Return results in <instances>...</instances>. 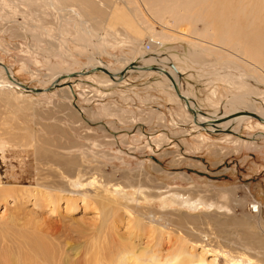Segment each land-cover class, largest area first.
<instances>
[{
	"label": "rangeland",
	"instance_id": "obj_1",
	"mask_svg": "<svg viewBox=\"0 0 264 264\" xmlns=\"http://www.w3.org/2000/svg\"><path fill=\"white\" fill-rule=\"evenodd\" d=\"M63 1L62 6L69 9L70 4ZM92 1H96V15L113 23V37L101 29L105 35L101 41L81 39L76 32L79 26L60 19L56 6L31 18L8 13L0 0V84L9 80L5 69L11 68L26 91L40 92L0 86V124L8 119L19 129L17 136L31 145L33 155L36 147L50 158L59 156L56 162L37 157L31 161L32 167L37 163L38 185L22 184L19 179L16 184L1 185L0 259L7 258L2 259L7 245L12 253L9 261L24 259L21 264H264L261 120L247 118L240 129L234 124L238 132L215 131L177 99V91L168 88L157 72L143 76L134 72L121 84L104 88L86 79L87 74L55 88L50 83L55 71H79L90 58L116 69L121 67L118 58L159 53L171 65L184 69L182 80L203 112L217 115L225 102L244 96L262 108L263 23L259 21L254 34L245 27L238 31L244 33L241 40L248 50L258 48L263 53L258 61L243 54L251 66L258 67L255 73L251 66L222 58L220 53L199 63L196 57L201 51L182 39H170L157 47L148 23L158 31L161 25L173 27L171 18L158 20L148 8L143 18L136 17L130 11L133 5L119 0ZM216 1L208 3L209 19L218 11ZM258 3L248 9L261 17L264 4ZM223 18L227 17L220 15L213 25L221 35L229 27ZM177 20L179 30L191 34L194 28L199 38L205 29L202 22ZM242 25L246 23L238 24ZM209 42L223 46L225 52L240 53L218 38ZM146 44L151 45L149 51L143 47ZM92 74L108 77L102 71ZM234 81L247 89H240ZM124 86L128 87L125 91L120 89ZM63 88L70 89V99L63 95ZM103 103L114 110L124 109L126 114L122 118L99 114L93 120L89 114L101 112ZM7 167L10 172L1 174L0 170V181L8 182L5 177L16 173L15 167ZM82 168L83 181L70 180ZM27 177L29 181L33 176ZM254 204H260L259 213L252 209ZM150 213L162 214L166 220L152 221ZM169 223L181 227L182 239L168 230ZM202 241L209 247L199 246ZM244 243L252 252L243 248Z\"/></svg>",
	"mask_w": 264,
	"mask_h": 264
},
{
	"label": "bare ground",
	"instance_id": "obj_2",
	"mask_svg": "<svg viewBox=\"0 0 264 264\" xmlns=\"http://www.w3.org/2000/svg\"><path fill=\"white\" fill-rule=\"evenodd\" d=\"M119 1L127 5L132 4L133 7H130L131 8L130 11L136 17H139V16L144 17L143 10L148 8L147 11L149 10L152 11L153 15L157 17L158 20L160 19L162 21L163 19L166 20L167 18L172 19V21L174 22L173 27L170 28L165 25H161L162 29L158 31L156 30V28L153 27L152 23L150 22L148 23L147 30H149L150 32L151 41L152 43L157 45V47H159L164 42H167L170 39L171 40L172 39L185 40L191 43L195 48L201 51V54L196 57L199 63H205L208 61L209 56L220 53L219 55H221L222 58L224 57L232 58L233 60L239 62L240 64L250 67L252 63L250 64L247 58L255 59L258 61L260 60V58L263 57L262 56L263 53L259 51L258 48H251V50H248L246 43L245 44L242 43V40H241V36H243L244 33L238 32L241 29H243V27H245L250 30L251 34H254L257 30V24L259 23V21H261L264 25V15H262L261 17L260 16L258 17L254 13L253 9H250V10L248 9V8L255 7L254 4L258 2L260 4H264L263 1L261 2V1L254 0L256 2L255 3L252 0H249L248 2L246 0H237L236 2H233L230 0H224V1L215 0L216 1L215 8L218 11L215 14L214 19H209V16L206 15V12L209 6L208 3L210 0L207 2V4H205L206 0H119ZM95 2L96 1H92V0H67V3L70 4V8L67 9L64 5L62 6V0H2V3L3 5L6 6V11L8 13H13L14 15L15 13H22L23 16L25 17L31 16V18H37V16L40 13H42L44 9H46L45 11L47 12L48 11L47 9L52 8V7L55 9L57 7L59 9L57 8L56 9L58 10L59 15H61L60 19L73 23V25L75 24L79 26L76 32H78V36L81 39H85V40L94 39L95 41H99V40L101 41L102 39L105 38V35H103V33L106 34L107 32L108 36L110 37L114 36L112 34V31L114 30L113 29L114 25H112L113 23H110L107 19L96 15V12L93 11V6L96 4ZM21 6H23L22 9H21ZM194 10H196V12L191 14V11H194ZM220 15L224 17L226 16L228 18V19L223 18L222 22H226L225 25L228 24L229 26L228 29L225 30L222 35L217 33L213 27V25L215 24V21ZM177 19H179L180 21H187L190 24H192V22L193 23L202 22L205 27L204 30L208 32H205L204 30L200 31L198 33L200 36L199 38L196 36L197 30L192 28L190 29L191 34H188L187 31H185V29L179 30L178 26L180 24H178L179 22ZM59 21L64 22L61 20ZM145 23L147 25L146 20H145ZM239 23L240 24L246 23V26L242 25L241 27H239L238 26ZM101 29L104 30L103 33L99 32V30ZM204 37H207L208 40H205ZM232 37L234 39L231 40ZM256 37H258V34H256ZM217 38L219 39L221 43L231 46L233 49H235L236 52H240V53L237 54L233 52H230V53L225 52V49L223 48V46H219L218 44L209 42V39L217 41ZM260 38H261V35H260ZM210 45L218 46L217 48L219 49L220 47L221 49L215 50L214 48L210 47ZM143 47L145 48L146 51H149L151 49V45H149V48L145 47V45ZM57 52L59 53V51ZM99 53H101V51H99ZM243 54L247 58H244ZM166 58H168V56H166ZM171 62H169V60H166L165 58H162V55H160L159 53L158 54L153 53L149 55L146 52V53H143L141 57L139 56L134 59H130L126 57L118 58L117 63L121 64V67L113 69L112 66H110L109 64L103 61H100L97 58H90L89 62L86 64H83L80 67L79 71H75V72L70 71V70L55 71L51 77L50 83H52V86L55 87V85H57L56 83L59 82L58 85L61 86L62 84H66L72 78H74L75 77L74 74L85 73L87 71L90 73H87L86 79L90 81L92 80L93 83H97L99 84V86L104 88V87H109L111 85L113 86L114 84L116 85L121 84L120 82L126 81L128 79L127 77H129V75H131V73H134V72L139 73L141 76L147 73L150 74L151 72H157L158 74H161L162 77H164L165 83L168 86V88L171 87V90L177 91V94H176L177 99L181 101L186 106L187 109L189 108L188 110H190V112H193V115L195 114L198 120H200L203 125H207L209 128L215 131H223V130L229 129L233 132H238L236 128L238 127V129H240L247 118L253 117V118H256L262 121V123H259L262 131L260 130L261 132L258 135H261L262 138L264 137V107L259 108L255 103L250 102L249 100H246L244 96V97H240L237 99L235 98V100L233 99L232 101L225 102L222 105L221 109L217 111L218 113L217 115L213 113L203 112V108L201 107L198 100L196 99V95L189 90V86L182 80V75L185 74L184 69L179 68L173 64L171 65L170 64ZM152 66L154 68L150 69V67ZM251 67H252L251 70L253 72L255 73L258 72L256 70L258 69V67L257 68L255 66H251ZM97 68L107 69L109 72H111V74L114 75V78H112L109 75L106 79L100 78L95 74L90 75L91 73H93L92 70L97 69ZM5 71L7 73L9 80L3 81V83L0 84L1 87H19V89L26 91L25 89H27V86L19 82L18 80H15V76L11 68H6ZM121 72H125V75L122 76ZM261 77L264 79V75H262ZM233 84L237 85L240 89L246 88V86L238 82H235V81L233 82ZM42 90H48V89L42 88ZM26 92H29V91H26ZM32 92L33 93L36 92V94L40 93L38 90L37 91L32 90L29 93H32ZM62 93L67 99L71 97L70 89L68 88H63ZM226 109H230V112H227ZM255 116H257L258 118ZM10 123L11 122H9L8 119H5L0 124V127H4L3 130L6 134L16 135V137L15 136L7 137L0 128V170H1V174H3L2 171H9L7 165L8 166L12 165V167L16 168V173L14 171V173L5 177L8 182L0 181V188H2L1 187L2 184L8 186L9 184L11 185L16 184L18 183V181L19 183H22V184L38 185V182L35 179V174L37 173L36 171H38V169L37 170L35 169L37 165L36 163L37 161L35 162L36 165L33 167H32L31 161H33V159L37 157V158H40L41 160L51 159L52 161L56 162V159H58L57 157L59 156L55 155V156H52V158H50V155L48 156L47 153H45L43 150L37 149L36 147H35V154H34L35 156H34L30 151L31 145H26L22 143L23 140L21 139L23 137H21V135L20 137L17 136L19 129L17 131L15 128L12 127ZM234 124L236 128L234 127ZM7 127L8 128L11 127V129L7 130L6 129ZM31 136L33 137V135ZM235 140L237 141L238 138H235ZM28 142H31V141H28ZM25 162L27 163L26 168L24 167ZM69 167H71V165ZM27 175L33 176L32 179L28 181ZM56 188L57 187L54 186L53 189H56ZM254 207L257 208L256 211L257 213H259L260 204H254V206H252V209ZM157 213H150L149 214L150 219L152 221L163 223V221H165L166 218H164L162 214L160 215ZM146 218L148 219V217ZM169 224L171 226L169 227L167 225L168 230L173 232L176 238L180 237L179 239H182L183 232L182 230L180 231L181 227L176 224H171V223ZM203 243H204L203 241L199 242L198 245L206 248L208 245H205ZM195 244H197V242H195ZM243 245L245 246V247L243 246V248L249 249L252 252L253 249L249 244L244 243ZM9 250H10L9 247L6 245L4 249V255H3L4 257L2 259H4L5 257L7 258L4 260L0 259L1 260L0 264H18V263L21 264V261L22 262L24 261V259L19 260V258H16V262L14 260L13 262L12 261L10 262L9 260H12L10 258L12 256V253H9ZM2 252L3 251H1L0 253ZM27 258H30V257H27ZM251 260L252 259H250V263H252ZM45 261L46 260H44V262ZM142 261L143 260H141V262ZM23 264H32V263L25 262Z\"/></svg>",
	"mask_w": 264,
	"mask_h": 264
},
{
	"label": "crops",
	"instance_id": "obj_3",
	"mask_svg": "<svg viewBox=\"0 0 264 264\" xmlns=\"http://www.w3.org/2000/svg\"><path fill=\"white\" fill-rule=\"evenodd\" d=\"M124 88H125V86H124ZM127 88L128 87H126L125 89H122V88H120L121 90H123V91H125V90H127ZM145 91H146V89H144ZM139 97H140V100L141 101H144V98L143 97H141L140 95H139ZM70 99V98H69ZM105 104H107V103H105ZM109 104V103H108ZM101 105H104V103L103 104H101ZM111 105V104H110ZM141 113H143V114H146V112H145V110H139ZM115 112H117L118 113V115H116L115 114ZM99 114H101V115H105V116H109V117H111V116H113V115H115V116H119V118H122L125 114H126V111L124 110V109H119V110H117V109H112L111 107L109 108L107 105H104L103 107H102V109H101V112H93V113H90L89 114V116L93 119V120H96V119H98L99 117H97V116H99ZM163 114V113H162ZM160 117V116H159ZM146 119V118H145ZM144 119V120H145ZM110 124L111 125H113V122H110ZM164 124H163V121H161V126H163ZM143 167L141 166V169H142ZM83 173V168L81 169V171L80 172H75V176H73V179L72 178H70V180H74L73 182H79V181H83L82 179H80V174H82ZM71 175V174H70ZM76 189H78V190H80V187H76Z\"/></svg>",
	"mask_w": 264,
	"mask_h": 264
},
{
	"label": "water",
	"instance_id": "obj_4",
	"mask_svg": "<svg viewBox=\"0 0 264 264\" xmlns=\"http://www.w3.org/2000/svg\"><path fill=\"white\" fill-rule=\"evenodd\" d=\"M134 67V66H133ZM97 72V71H102V72H104V73H106V74H108L109 76H111L112 78H114V75L113 74H111V72H109L107 69H104V68H97V69H94V70H92V72ZM87 73H90V72H85V73H76V74H74V76H81V75H86ZM122 74V76H124L125 75V72H121ZM59 83V82H58ZM58 83H56L57 85H55V87L56 86H58ZM55 87H52V88H55ZM33 90H35V91H37L36 89H33ZM255 117H257V116H255ZM258 118V117H257Z\"/></svg>",
	"mask_w": 264,
	"mask_h": 264
},
{
	"label": "built area",
	"instance_id": "obj_5",
	"mask_svg": "<svg viewBox=\"0 0 264 264\" xmlns=\"http://www.w3.org/2000/svg\"><path fill=\"white\" fill-rule=\"evenodd\" d=\"M149 45H150V44H146V45H145V47L149 48ZM254 210L256 211V210H257V208H256V207H254Z\"/></svg>",
	"mask_w": 264,
	"mask_h": 264
}]
</instances>
